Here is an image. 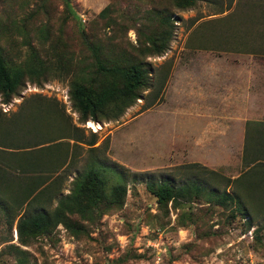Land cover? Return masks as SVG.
<instances>
[{
    "label": "rangeland",
    "instance_id": "rangeland-1",
    "mask_svg": "<svg viewBox=\"0 0 264 264\" xmlns=\"http://www.w3.org/2000/svg\"><path fill=\"white\" fill-rule=\"evenodd\" d=\"M70 1L78 16L62 0H0V46L9 59L23 60L33 45L50 67L39 79L26 77L9 99L0 93L1 119L27 107L28 97H53L66 119L50 111L52 128L68 127L83 140L57 179L60 192L31 209H52L91 165L101 166L108 187L122 181L126 194L122 202L95 203L91 221L73 214L85 225L78 235L59 223L21 244L19 215L2 208L9 190L0 181V264L22 256L14 244L26 264H264V0H194L187 7L178 0ZM80 24L103 56L141 63L139 97L114 118L87 122L71 97L72 81L103 76ZM165 33L166 47L149 52L151 38ZM92 132L96 142L88 145ZM257 147L261 161L246 165ZM147 178L194 181L205 190L162 208ZM213 188L240 197L244 211L236 200L206 202Z\"/></svg>",
    "mask_w": 264,
    "mask_h": 264
},
{
    "label": "trees",
    "instance_id": "trees-1",
    "mask_svg": "<svg viewBox=\"0 0 264 264\" xmlns=\"http://www.w3.org/2000/svg\"><path fill=\"white\" fill-rule=\"evenodd\" d=\"M62 1L67 13L78 16L70 0ZM193 2L194 0H178L177 4L187 7ZM107 9V6L103 7L99 14L103 15ZM78 29L83 43L92 56L93 66L103 76L95 77L87 83L72 81L70 94L74 105L86 121L90 119L88 117L96 120L114 118L139 97L137 90L143 83L141 63L120 65L117 61L103 56L100 47L89 40L81 24ZM156 36L151 38L149 52L160 51L167 45L169 33H165L164 36L158 35L157 38L160 40L158 43ZM48 70H50L49 65L33 45H30L28 55L21 61L9 59L0 46V93L6 100L17 91L26 77L36 80ZM32 98H26L25 102H29L28 106L11 114L6 121L1 119L0 113V181L1 184L6 182L9 190L7 192L9 198L1 197V204L5 211H12L13 216L19 215L16 229L21 244H27L31 237L52 231L59 223L72 235H78L79 232L84 231L85 225L81 220L73 218V214L91 221L95 217L93 211L95 203L101 200L122 202L126 194V185L122 181L119 180L108 187L107 180L100 171L101 166L91 165L87 170L74 175L71 189L58 197L52 209L45 208L44 204L39 209L30 208L32 203L49 201L60 192L57 179H61L60 174L71 162L74 146L83 142L79 137L67 133L65 130L68 127L59 125L57 128H52L46 116L50 111H56V117L60 118V121L66 119L63 105L56 98H41L43 104L41 99L32 100ZM67 138H72L73 141ZM84 142L93 145L96 142L95 133L92 132L90 138ZM259 149L260 147H257L252 152L254 154L252 157L245 155L246 165L251 163L254 165L261 161L257 156ZM261 171L259 169V172ZM241 174L234 179L239 180ZM145 181L147 188L156 196L158 206L162 208H167L169 201L172 206L177 207L178 198L181 196L189 200L186 194L192 192L199 194L201 190H205L204 185L194 181L179 186L165 178L156 180L147 178ZM53 182L56 185L52 184ZM204 195L206 202L228 206L227 201L236 200L238 208L241 211L245 209L240 197L233 195L226 188L209 189ZM12 246L22 254L15 264H26L24 249L15 244Z\"/></svg>",
    "mask_w": 264,
    "mask_h": 264
},
{
    "label": "bare ground",
    "instance_id": "bare-ground-1",
    "mask_svg": "<svg viewBox=\"0 0 264 264\" xmlns=\"http://www.w3.org/2000/svg\"><path fill=\"white\" fill-rule=\"evenodd\" d=\"M88 122V121H87ZM90 125H92V122H89Z\"/></svg>",
    "mask_w": 264,
    "mask_h": 264
},
{
    "label": "crops",
    "instance_id": "crops-1",
    "mask_svg": "<svg viewBox=\"0 0 264 264\" xmlns=\"http://www.w3.org/2000/svg\"><path fill=\"white\" fill-rule=\"evenodd\" d=\"M261 122H264V121H261Z\"/></svg>",
    "mask_w": 264,
    "mask_h": 264
}]
</instances>
